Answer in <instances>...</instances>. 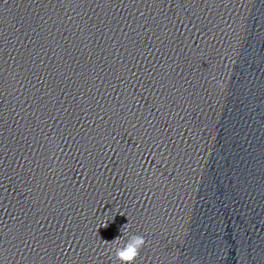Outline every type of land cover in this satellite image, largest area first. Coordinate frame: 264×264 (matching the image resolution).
<instances>
[{
    "label": "clouds",
    "instance_id": "1",
    "mask_svg": "<svg viewBox=\"0 0 264 264\" xmlns=\"http://www.w3.org/2000/svg\"><path fill=\"white\" fill-rule=\"evenodd\" d=\"M223 87V85H221ZM107 227V221L98 226ZM131 224L128 223L121 229L122 235L115 238L112 242H105L111 254L113 264H135L140 256L141 249L145 246L146 240L144 236L132 233L129 229Z\"/></svg>",
    "mask_w": 264,
    "mask_h": 264
}]
</instances>
